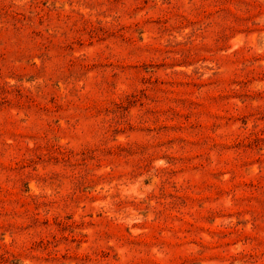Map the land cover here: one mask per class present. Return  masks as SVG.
I'll use <instances>...</instances> for the list:
<instances>
[{"label":"rangeland","instance_id":"obj_1","mask_svg":"<svg viewBox=\"0 0 264 264\" xmlns=\"http://www.w3.org/2000/svg\"><path fill=\"white\" fill-rule=\"evenodd\" d=\"M0 264H264V0H0Z\"/></svg>","mask_w":264,"mask_h":264}]
</instances>
